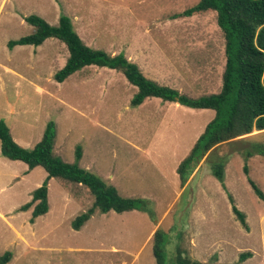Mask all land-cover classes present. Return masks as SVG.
<instances>
[{
	"label": "rangeland",
	"instance_id": "rangeland-1",
	"mask_svg": "<svg viewBox=\"0 0 264 264\" xmlns=\"http://www.w3.org/2000/svg\"><path fill=\"white\" fill-rule=\"evenodd\" d=\"M197 1L0 0V120L26 148L52 120L56 155L98 175L123 197L146 199L155 215L96 209L75 230L72 220L92 206L94 197L84 185L51 177L49 208L31 222L32 207L18 208L30 200L47 172L41 166L28 170L24 162L0 154V254L12 252L6 264H155L156 229L168 233L166 264L173 263L176 247L205 264H264L258 253L261 226L255 221L264 199L247 180L264 193V157H249L245 174L238 151L264 141V130L212 147L181 185L176 165L214 116L213 109L179 103L178 108L177 102L154 96L131 107L137 88L114 69L88 65L57 82L53 75L68 56L57 38H46L38 46L6 45L33 31L27 15H39L50 24L67 15L88 46L122 52L146 77L196 98L219 91L225 61L214 10L171 18ZM222 155L228 157L226 189L209 169L210 160ZM227 192L246 215L248 230L233 214ZM246 250L253 255L238 262Z\"/></svg>",
	"mask_w": 264,
	"mask_h": 264
},
{
	"label": "trees",
	"instance_id": "trees-1",
	"mask_svg": "<svg viewBox=\"0 0 264 264\" xmlns=\"http://www.w3.org/2000/svg\"><path fill=\"white\" fill-rule=\"evenodd\" d=\"M206 10L216 12V23L224 37L225 63L220 90L196 98L146 77L139 65L122 52L110 54L102 49L88 46L73 28L72 21L67 15H60L56 24H50L36 14L27 15L25 21L34 27L33 31L19 38L9 39L6 45L9 49L25 44L38 46L46 38H57L68 50L64 65L53 75L57 82H62L70 74L88 65L114 69L121 72L128 82L137 88L129 102L131 107H136L147 97L154 96L190 108L213 109L214 117L205 125L188 154L176 167L180 184L184 185L194 166L212 147L223 141L251 133L253 130L264 129V0H198L181 12L172 13L171 18L191 16ZM55 136V123L49 120L40 140L32 148H25L14 141L6 122L0 120V154L11 160H21L27 164L28 169L41 166L47 172L42 184L31 192L30 200L18 208L25 211L32 207L31 222L47 212L49 208L47 185L51 177H59L84 185L94 197L92 206L72 220L71 226L75 230L80 229L96 209L101 213H107L110 210L120 213L136 209L147 212L151 218H154L155 215L146 199L123 197L115 186L107 184L98 175L82 168L77 162H65L56 155L53 151ZM238 151L244 158L243 171L247 174L246 160L255 154L264 157V141L250 142ZM223 156L214 158V161L211 159L209 169L226 189L224 168L228 157ZM75 158L76 160L81 158L80 145L76 146ZM247 180L259 198L264 199V193L257 184L249 177ZM228 198L233 214L248 230L245 214L235 206L229 193ZM167 237L168 233L162 229H156L152 234V253L155 264H166ZM11 255L10 250L0 254V264L9 262ZM251 256L250 250L243 251L238 256V262ZM172 264L205 263L191 259L184 254L183 250L176 247Z\"/></svg>",
	"mask_w": 264,
	"mask_h": 264
},
{
	"label": "crops",
	"instance_id": "crops-1",
	"mask_svg": "<svg viewBox=\"0 0 264 264\" xmlns=\"http://www.w3.org/2000/svg\"><path fill=\"white\" fill-rule=\"evenodd\" d=\"M224 63H225V61H224ZM221 83H222V80H221ZM220 88H221V87H220ZM219 90H220V89H219ZM179 91H180V90H179ZM207 94H209V93H207ZM203 95H204V94H203ZM147 98H148V97H147ZM177 105H178V108H180V105H179L178 103H175V104H174L175 107H176ZM195 109H200V108H195ZM201 109H206V108H201ZM208 109H210V108H208ZM213 117H214V116H213ZM213 117H212V118H213ZM212 118H211V119H212ZM211 119H210V120H211ZM210 120H209V121H210ZM209 121H208V122H209ZM208 122H207V123H208ZM207 123H206V124H207ZM44 128H45V127H44ZM9 130H10V129H9ZM263 130H264V129H263ZM263 130H254V133H250V134H259V132H262ZM10 133H11V132H10ZM42 134H43V133H42ZM200 134H201V133H200ZM200 134H199V135H200ZM199 135H198V136H199ZM41 136H42V135H41ZM12 138H13V136H12ZM40 138H41V137H40ZM13 139H14V138H13ZM39 140H40V139H39ZM39 140H38V141H39ZM14 141L17 142L15 139H14ZM38 141H37V142H38ZM195 141H196V140H195ZM195 141H194V142H195ZM17 143H18V142H17ZM25 143H27V141H25ZM18 144H19V143H18ZM193 144H194V143H193ZM19 145H22V147L24 146V144H19ZM33 146H34V145H33ZM33 146H32V147H33ZM192 146H193V145H192ZM32 147H31V148H32ZM25 148H26V147H25ZM190 149H191V148H190ZM190 149H189V150H190ZM261 157H263V156H261ZM261 157H260V158H261ZM20 161H21V160H20ZM259 161L261 162V160H259ZM178 163H179V162H178ZM25 164H26V163H25ZM26 165H27V164H26ZM174 166H175V164H174ZM174 166H173V168H174ZM176 167H177V165H176ZM171 168H172V167H171ZM173 168H172V169H173ZM172 169H171V170H172ZM28 170H30V169H28ZM224 173H225V168H224ZM176 174H177V173H176ZM177 176H178V175H177ZM245 216H246V215H245ZM256 220H257V223H259L260 226H261V227H260L261 230H260V237H259L258 253L260 254V256H264V209L261 210V211L257 214V217L255 218V221H256ZM248 228H249V225H248ZM150 235H151V234H150ZM252 255H253V254H252ZM261 259H264V258H261Z\"/></svg>",
	"mask_w": 264,
	"mask_h": 264
}]
</instances>
